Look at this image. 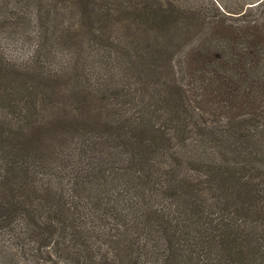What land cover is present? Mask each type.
Segmentation results:
<instances>
[{
	"label": "trees",
	"instance_id": "obj_1",
	"mask_svg": "<svg viewBox=\"0 0 264 264\" xmlns=\"http://www.w3.org/2000/svg\"><path fill=\"white\" fill-rule=\"evenodd\" d=\"M0 264H264V0H0Z\"/></svg>",
	"mask_w": 264,
	"mask_h": 264
}]
</instances>
